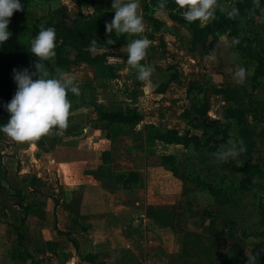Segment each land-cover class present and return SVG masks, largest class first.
<instances>
[{"label": "crops", "instance_id": "1", "mask_svg": "<svg viewBox=\"0 0 264 264\" xmlns=\"http://www.w3.org/2000/svg\"><path fill=\"white\" fill-rule=\"evenodd\" d=\"M145 2L139 0L141 8ZM112 3L97 0L95 11L114 13ZM156 17L167 25L175 22L166 12H157ZM75 82L92 89L94 78L77 76ZM97 118L94 106L71 105L67 127L54 126L38 140L20 143L0 132V243H6L7 261L15 254L20 257V251L26 255L19 246V232L34 256L35 251L41 258L54 252L55 257L61 255L58 242L66 239L67 246L70 242L57 232V225L73 233L76 226L88 231L90 241L87 250L80 248L81 254H99L106 264H248L253 256L255 264H264V235L249 225L245 228L238 207L226 202L220 207L216 200L212 208L198 207L194 202L196 207L185 213L188 197L181 196L182 202L172 199L176 175L164 168L162 158L148 156L132 144L128 132L110 137V124ZM256 162L262 167L263 155ZM124 171H138L140 184L116 186L114 172ZM150 178L162 180L163 187L154 189ZM205 209L215 215H206ZM218 210L226 216L222 228ZM245 232V246L238 254L236 240ZM78 259L79 264H91L80 254Z\"/></svg>", "mask_w": 264, "mask_h": 264}, {"label": "rangeland", "instance_id": "2", "mask_svg": "<svg viewBox=\"0 0 264 264\" xmlns=\"http://www.w3.org/2000/svg\"><path fill=\"white\" fill-rule=\"evenodd\" d=\"M239 1L245 5L244 34L252 40L253 44H260L264 47V0H261L259 5L254 4L253 0ZM224 5L230 10L233 9L230 2H224ZM219 6L220 4L217 2V8ZM145 8L146 2L142 4V8L139 5L138 9L143 16L145 31L131 35L135 38L147 37L151 42L146 50V57L140 63L154 68L151 77L153 85L155 80H164L172 75H177V78L171 82L166 94L159 101H156L152 96L155 87L146 92L144 82L136 79V70L127 64V48L118 46L113 50L124 57V62L117 67L118 77L113 80H109L107 77L100 78L96 74L95 68L87 62L73 65L67 71L75 78L77 76L94 78L92 89L80 88L79 95L68 92L67 98L71 101L72 107L85 106L91 108L92 105L89 104L91 101L95 103L96 111L98 109L127 110L130 107H137L144 114V121L131 128L127 135L132 137V144L146 150L148 134L143 129L145 124L152 123L159 127L189 129L192 133H203L201 128V124L205 123L203 119L199 118L197 120L192 117L185 120L183 114L192 106L194 99L197 97L205 99L210 104L209 115L212 119H221L224 123L231 125L236 137L242 138L244 141L250 138L246 142L247 144L243 146V151L238 155L239 163H259L256 161H258L260 155L264 157V112L259 113L258 116L254 115V112L249 108V101L250 99L264 97V75L260 77L259 81L253 80L256 72L255 63L250 56V47L244 42L226 43L223 41L212 43L207 47L198 45L192 48V30L189 27L171 22L170 25L165 24L159 30H155L153 24L146 17ZM88 11L87 3L84 0H32L19 23L20 38L30 48L31 39L37 34L40 27L48 21L75 26L80 14ZM151 34H155L154 38H151ZM38 62L41 61L34 54V60L18 70L28 68L30 72H36ZM42 63L47 68L49 75H55L57 70H62L56 66L55 55L50 57L49 60L42 61ZM240 66L246 68L247 76L244 82L237 83L234 72ZM37 78L38 75L33 77V79ZM14 89L15 91L17 89L15 82ZM237 118L239 123H237ZM229 142L236 143V140L231 138L229 141L222 142L221 146L229 144ZM202 151L180 152L182 155H179L180 163L177 165L178 174L174 179V197L172 199L182 202L184 197L179 200L181 196L185 195L186 199L192 193L195 197V205L198 207L203 204L212 208L211 205L215 203V200L220 202L221 207L226 202L228 206L238 207L240 214H244L246 225L250 226L251 231L260 233L262 227L260 226V216L257 210L258 202L252 196V191L240 189L232 197L228 196L229 194L227 196L223 195L226 199L224 200L213 196L207 190L201 189L195 183L185 180V176L195 175L200 171L207 175L213 183L219 182L224 177L226 179L223 182L226 185L236 184L240 186L242 182L241 174L236 171L221 170L216 167V170L209 172L207 169L209 166L213 167L214 161L207 158L206 162H203L201 159ZM247 153L249 156H247ZM262 167L264 168V164ZM262 167L260 165L261 170H257L254 174L257 184H264ZM151 174L154 173L151 172ZM150 180L152 181L153 178H150ZM151 184L154 189L162 188L164 185L162 180L152 181ZM230 211L232 210L229 208L228 212ZM216 216L221 221L220 228H222L226 220L225 212L218 210ZM76 228L78 229L75 230L72 237L78 240L83 251L87 250L90 241L89 233L88 231H81L79 226H76ZM177 236L179 237L180 234H177ZM66 243H68L66 239L58 242L61 255L55 257L56 253L54 252V256L49 255L41 258L37 257L38 251H35L37 256H34L23 241L24 247H27V252L31 256L30 259L26 257L28 255L25 251L26 255H23L20 251V257L15 254L10 261H7L6 253H8V249L5 247L6 243L2 242L0 243V264H79V253L73 243L70 242L69 246ZM236 246L244 248L245 239H243V236L236 240Z\"/></svg>", "mask_w": 264, "mask_h": 264}, {"label": "trees", "instance_id": "3", "mask_svg": "<svg viewBox=\"0 0 264 264\" xmlns=\"http://www.w3.org/2000/svg\"><path fill=\"white\" fill-rule=\"evenodd\" d=\"M32 0H21L22 10L14 11L9 18V30L12 35L3 44L0 45V124H4L8 120V112L2 106L9 102L15 93L13 69L29 65L34 60V54L30 52V48L20 38V20L27 10V6ZM87 3L88 12L81 13L77 19L75 26H69L61 22L48 21L44 27H54L56 30V47H55V63L58 68L68 71L73 65H78L82 62H87L96 70V74L100 78H109L113 80L118 77L117 67L124 62V57L119 55L113 49L118 46H124L130 43L135 37L131 34H120L106 31L105 22L110 21L114 13L97 12L95 11L96 0H84ZM220 6L217 8L215 18L210 19L204 23L199 20L187 22L183 17L184 9H181L177 4V0H167L164 12L169 17L187 26L192 30L191 47L201 45L207 47L212 43L225 41L226 43H233L238 40V43H247L250 47V56L255 63L254 81H259L260 77L264 75V47L260 44H253L252 40L244 34L245 30V5L239 0H217ZM224 2H230L233 8L237 9L234 16H229L230 9L226 8ZM159 0H147L146 17L152 22L154 29L159 30L165 25V22L156 17ZM40 30V29H39ZM38 30V31H39ZM155 34H151L154 38ZM97 41L95 48L91 47L93 40ZM111 39L113 43L108 44L107 41ZM177 78V75H172L168 79L154 81L153 97L159 101L168 91L170 84ZM95 106L92 101L89 103ZM249 108L254 112V115L264 112V97L250 99ZM98 121L108 122L111 126L109 136L113 134H124L131 128L136 127L144 121V114L137 107H130L120 110H103L98 109ZM210 104L207 100L196 98L191 107H189L183 114L185 120L192 117L199 120L203 119L205 123L201 124L203 133H192L189 129L159 127L156 124H145L143 129L147 132V155H157L162 158V164L165 169L172 171L175 175L178 174L177 165H179V155L182 153H191L202 151L201 159L206 162L207 158L213 160V167L209 166L208 171L212 172L215 168L221 170H232L241 174L240 186L236 184L226 185L225 179L222 178L219 182L213 183L209 180L207 175L200 172L195 175L185 176V180L195 183L201 189L209 191L215 197H222L223 195L232 197L234 193L239 192L240 189H248L252 191L253 197L258 202V214L260 216V226L264 235V184L255 181L254 174L260 169L259 163L240 164L239 157L236 159H229L225 162H217L213 153L221 149V143L235 138L236 144L243 148L244 139L236 137L233 133L231 125L224 123L221 119H212L209 115ZM237 123L239 119L237 118ZM205 151V152H204ZM186 159V158H185ZM215 164V165H214ZM114 183L116 186L124 188H131L140 184V173L138 171H124L114 172ZM224 181V182H223ZM237 186V187H236ZM223 196V197H225ZM226 200V199H225ZM59 199H56L55 206L59 204ZM195 202V197L191 196L187 199L186 211L189 213ZM22 205V202H20ZM30 207H26L27 213L30 212ZM206 215L214 216L215 213L211 210H204ZM248 216V215H246ZM26 217L22 218L24 223ZM78 219H73L77 222ZM246 221V220H245ZM245 223V222H244ZM246 225V223H245ZM55 229L60 235L67 236L68 240L73 243L77 252L82 256V259L91 264H106L99 254L88 252L81 254L79 242L73 238V231L60 230L57 225ZM83 230H87V226H82ZM247 232V231H246ZM246 232L243 239L247 236ZM257 232V231H255ZM179 234V233H178ZM230 236H235L229 233ZM22 233L19 232V246L29 257V252L26 251ZM244 241V240H243ZM242 241V242H243ZM236 246V245H235ZM237 247V246H236ZM238 248V247H237ZM240 248V247H239ZM237 250L238 254H242L243 249ZM198 264H216L215 262H199Z\"/></svg>", "mask_w": 264, "mask_h": 264}, {"label": "clouds", "instance_id": "4", "mask_svg": "<svg viewBox=\"0 0 264 264\" xmlns=\"http://www.w3.org/2000/svg\"><path fill=\"white\" fill-rule=\"evenodd\" d=\"M167 0H159L158 11L163 13ZM259 5L261 0H253ZM177 4L183 11V17L187 22L208 21L215 18L217 0H177ZM112 8L114 16L105 22L106 31L113 30L120 34H140L145 31L143 16L138 11L139 0H113ZM22 10L21 0H0V45H3L12 35L9 30L10 17L14 11ZM237 9L228 12L234 16ZM234 40V43H238ZM108 44L113 43L111 39ZM147 37L133 39L127 44V64L136 70V79L144 82L145 91L153 88L151 77L154 68L140 63L147 55L150 46ZM97 41L94 39L91 47L95 48ZM56 30L54 27L41 26L40 30L30 41V52L39 57L41 62L36 64V72H30L28 68L13 69V80L17 89L11 100L2 105L8 112V120L0 124V132H3L16 142H28L38 140L42 135L57 126L60 129L67 127V117L71 108V101L67 98L70 91L80 94V87L75 82V77L64 70H57L55 75H49L42 61L49 60L55 55ZM38 75L37 79H33ZM247 70L240 66L234 72L237 83L246 79ZM243 151L235 142H229L213 153L217 162H225L236 159ZM248 264H255V257H249Z\"/></svg>", "mask_w": 264, "mask_h": 264}]
</instances>
